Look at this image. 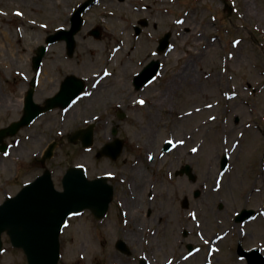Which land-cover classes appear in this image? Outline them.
Instances as JSON below:
<instances>
[{
    "label": "rangeland",
    "instance_id": "obj_1",
    "mask_svg": "<svg viewBox=\"0 0 264 264\" xmlns=\"http://www.w3.org/2000/svg\"><path fill=\"white\" fill-rule=\"evenodd\" d=\"M86 1L0 0V40L9 37L0 50V129L22 116L37 48L48 36L70 29L71 16ZM246 2L95 0L75 35L72 58L65 42L48 47L34 101L43 105L68 76L83 79L86 89L68 110L48 112L5 138L11 149L0 153V204L43 173L42 156L54 142L46 166L58 190L70 167L84 168L90 179L108 176L115 188L107 218L99 221L84 212L69 219L59 264H139L144 258L148 264H206L204 250L183 259L188 242L203 244L197 235L202 218L212 221L208 213L223 202L220 231L233 228V207L247 206L241 197L255 179L251 162L264 155V0H250L251 8ZM98 29L96 38L92 32ZM168 34V49L160 51ZM117 45L124 50L112 64L110 51ZM153 61L160 62L157 77L136 90L133 79ZM188 65L189 74L184 73ZM90 125L92 147L70 142ZM115 139L124 142L120 156H98ZM167 141L176 149L165 152ZM225 153L234 167L221 193L215 192L219 201L212 192L217 160ZM185 165L193 168L196 181L178 175ZM260 198H253L254 206ZM186 230L191 236L185 239ZM250 230L264 239V223ZM205 231L213 233L210 223ZM2 239L0 264H27L23 251L6 235ZM118 240L127 243L129 255L116 249ZM229 244L220 264H240Z\"/></svg>",
    "mask_w": 264,
    "mask_h": 264
},
{
    "label": "water",
    "instance_id": "obj_2",
    "mask_svg": "<svg viewBox=\"0 0 264 264\" xmlns=\"http://www.w3.org/2000/svg\"><path fill=\"white\" fill-rule=\"evenodd\" d=\"M95 0H88L82 4L71 17L69 30H59L47 38V44L65 41L68 55L71 57L76 45L75 35L82 29L83 14L94 5ZM146 22H143L145 24ZM137 33L140 29L137 28ZM100 30H95L92 35L100 37ZM170 35L162 40L160 51H164ZM46 48L40 47L37 56L33 59L35 70L41 64ZM160 70V62L153 61L145 70L135 78V87L142 88L151 82ZM86 83L76 76H68L62 83L60 92L52 99L47 100L44 107L33 102L34 83L26 97V107L20 121L13 123L6 129L0 130V143L4 138L15 136L18 131L31 124L42 113L52 109H67L84 92ZM123 117V115H121ZM94 128L79 130L72 134L70 141L82 142L84 148L91 147L94 143ZM114 135L117 131L114 130ZM57 144L54 142L47 148L42 164L45 167L47 160L54 155ZM5 151V146L0 147ZM123 151V141L116 139L107 144L99 156H109L116 160ZM63 191H58L49 169H45L42 176L25 186L21 192L12 199H7L0 206V250L2 247L1 236L6 232L13 247L21 249L28 264H59L61 257L60 236L69 217L78 215L85 210H92L97 218H103L108 211L113 198V188L107 183L106 178L89 180L82 168L71 167L67 170L62 180ZM117 248L124 253L129 249L123 241L117 243Z\"/></svg>",
    "mask_w": 264,
    "mask_h": 264
},
{
    "label": "flooded vegetation",
    "instance_id": "obj_3",
    "mask_svg": "<svg viewBox=\"0 0 264 264\" xmlns=\"http://www.w3.org/2000/svg\"><path fill=\"white\" fill-rule=\"evenodd\" d=\"M225 158H227V162L225 169H223ZM231 158V155L225 153L223 155V159H221L220 157L218 158L219 160H217L219 161V172L215 178V182L217 184L213 186L214 191L212 192V195H214L212 197L217 196V198H219V201L222 198L217 194L221 193L220 190L223 187L225 175L227 172H229L230 169L232 170L234 167ZM250 169L251 173L253 174L252 176L255 179L253 180L251 191L244 193L241 197V200L247 206L239 209H237L235 206L233 207V213H231L229 217V222H231L233 228L230 230H226L224 228V231H220L225 226L221 222L222 218L220 214L225 206L223 202H219L217 204V211L215 210L212 212L213 208H211V212L208 213V215L212 218V221L209 222L210 227L214 229L212 234L205 231V227H207V225L209 224H207V218L205 219L206 215L204 216V218H202V223H200L197 227L199 231V234H197L198 238L203 243L202 246H200L201 248L203 247V250L210 255L209 259L206 260L208 262H211L213 264H220L221 260L219 261V258L222 254L225 253V247L229 243L230 244L228 245V251L233 259H235L236 263L258 264L264 258V239L262 237L254 238L253 230H250V227L255 225H263L264 223V200L257 204V202L259 201L258 199L255 203V206L253 205L254 197L261 195V198H263L264 196V155L261 156L260 162L258 160L254 162L252 161ZM194 181H196V179ZM259 183H261V186H258ZM215 192H217V194ZM195 196L199 197L200 193L197 192ZM242 198H244L245 200ZM237 206L240 207L241 205ZM245 212H247L248 214L245 215ZM238 218H242V221H238ZM183 236L185 239L188 236L190 237V230H186L183 233ZM249 241H253L254 243L249 244ZM190 244L191 243L188 242V244L186 245V249L188 250L187 252H190Z\"/></svg>",
    "mask_w": 264,
    "mask_h": 264
},
{
    "label": "bare ground",
    "instance_id": "obj_4",
    "mask_svg": "<svg viewBox=\"0 0 264 264\" xmlns=\"http://www.w3.org/2000/svg\"><path fill=\"white\" fill-rule=\"evenodd\" d=\"M247 7H250L251 8V2H250V0H247ZM246 11H248V12H250L249 10H248V8L246 9ZM8 40H9V37L8 36H5V39L4 40H0V50H2V49H4L5 48V44H6V42H8ZM123 48H121L119 45H117V46H113L112 47V49H111V51H110V55H109V57L111 58V61H112V64H113V60H115V61H117L118 60V58H120V56H121V54H122V52H123ZM189 70V72H188V74L190 73V71L192 72V70L191 69H189V65L186 67V69L184 70V73H187V71ZM193 71H195L194 69H193ZM183 74V73H182ZM189 76H191V75H189ZM139 98V97H138ZM22 102V101H21ZM157 151H154V154L156 153ZM150 155V154H149ZM130 208H131V206H130Z\"/></svg>",
    "mask_w": 264,
    "mask_h": 264
},
{
    "label": "snow or ice",
    "instance_id": "obj_5",
    "mask_svg": "<svg viewBox=\"0 0 264 264\" xmlns=\"http://www.w3.org/2000/svg\"><path fill=\"white\" fill-rule=\"evenodd\" d=\"M140 103H144V101H143V100H141V101H140Z\"/></svg>",
    "mask_w": 264,
    "mask_h": 264
}]
</instances>
